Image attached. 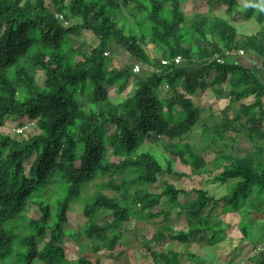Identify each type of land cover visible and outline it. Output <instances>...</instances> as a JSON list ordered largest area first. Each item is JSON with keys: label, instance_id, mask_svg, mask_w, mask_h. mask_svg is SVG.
<instances>
[{"label": "trees", "instance_id": "1", "mask_svg": "<svg viewBox=\"0 0 264 264\" xmlns=\"http://www.w3.org/2000/svg\"><path fill=\"white\" fill-rule=\"evenodd\" d=\"M49 1L48 6L46 0H0V127L15 118L18 128L26 127L23 122L27 121L39 132H0V263L12 255L18 238L14 233L17 227L8 223L21 218L27 232L37 230L36 236L26 237L23 244L28 248L24 263L32 264L37 258L45 264H67L66 249L59 245L68 234L69 206L82 196L87 219L84 234L88 241L98 243L97 251L113 252L120 240L114 232L133 219L147 223L163 215V221H169L181 194L194 195L184 207L187 229L174 232L163 226L150 234L144 246L153 264H184L181 254L153 250L155 245L168 241L189 245L193 237L210 233L211 243L221 240L230 227L222 226V217L228 213L241 214V240H248L254 220L247 221L246 215L264 216L258 205L264 202V164L255 153L245 157L218 153L213 157V169L219 172L213 181L221 185L234 181L219 199L204 190L185 192L166 178L185 176L174 170L176 162L197 173L206 168L207 151L199 155L182 141L200 116L190 97L206 91L210 80L217 89L229 85L233 101L253 95L259 105L264 97L263 83L254 70L217 62L227 59V54L255 51L264 67V43L254 36L238 40L230 23L255 18L262 25L264 2L261 11L256 10L261 0H253L239 13L236 0H221L228 8L229 22L199 14L186 20L179 0ZM217 2L208 0L210 11ZM123 10L130 13L131 22L120 24L119 17L115 19ZM135 21L146 23L148 32L138 35L131 30L127 34L129 24ZM82 32H90L98 40L86 55L75 47L74 37ZM112 44L123 50L129 61L154 70L148 78L134 80L133 96L118 104L113 101L126 92L132 75L107 68ZM149 46L160 52L162 60L179 57L182 63H153L146 53ZM36 70L44 75L43 86L33 75ZM164 86L171 94L167 99L158 93ZM243 110L253 112L254 108ZM183 114L186 118L179 121ZM242 115L239 112L213 128H203V135H210L213 144L234 140L244 130L252 143L258 136L264 139L261 122L249 115L243 123ZM155 140L168 151L170 160L165 168L149 153L138 154ZM32 158L26 172L25 163ZM116 176H121L120 184L114 180ZM105 178L108 181L98 186L99 192L84 195L88 185ZM55 184L64 194L62 200L52 194L39 204L31 202L38 194L45 198ZM157 185L162 191L156 190ZM105 190L116 196L104 194ZM164 198L170 211L155 213ZM101 211L111 220L98 223ZM33 212L39 219L29 217ZM76 264L93 263L81 257Z\"/></svg>", "mask_w": 264, "mask_h": 264}, {"label": "rangeland", "instance_id": "2", "mask_svg": "<svg viewBox=\"0 0 264 264\" xmlns=\"http://www.w3.org/2000/svg\"><path fill=\"white\" fill-rule=\"evenodd\" d=\"M144 1V0H143ZM148 1V0H147ZM182 6V13L185 15L186 20L190 21L196 14L199 15H210V16H219L223 18L226 17V11L224 6L216 5L215 9L211 13L209 10L208 0H179ZM219 0H215L217 2ZM247 5L250 0H243ZM46 4L51 5L49 0H46ZM170 4L168 5V8ZM133 9V6L131 7ZM225 11V12H224ZM122 16H115V19L119 17L120 24H123V20H127L131 22L130 13L128 11L123 10L121 12ZM166 17V16H163ZM167 18V17H166ZM187 28V25H184ZM237 26V25H236ZM129 29L126 31L128 34L131 30L136 32L138 35L145 31L146 23L143 24L136 22L135 24H129ZM254 25L244 26L241 28V32L246 30L249 32L253 30ZM264 35V33L262 34ZM75 47L80 49L82 53L85 55L90 52L92 46H97L98 40L94 37V35L90 32H82V34H76L74 37ZM241 40V38L239 39ZM187 45V44H186ZM148 56L155 59V62H159L162 60L160 53L154 50L153 46H149L146 48ZM196 51L197 49L194 48ZM107 56H110L111 59L108 60L107 68L109 70L120 69L126 70L130 74L134 72V74H138L141 72V68L139 72H135V66L130 68L131 70L126 69V65L130 67L133 61H129L128 55L121 49H119L114 44L111 45ZM151 58V59H152ZM153 61V60H152ZM154 62V61H153ZM161 62V61H160ZM128 68V67H127ZM33 75L40 86L44 84V75L40 70H36L33 72ZM140 78V76L133 75L132 78ZM146 79L147 76H144ZM132 80V79H131ZM129 80L128 88L119 99H115L113 101L114 104H118L122 102L126 98V96H133L136 87L133 85V81ZM91 90L93 88L91 87ZM210 89L205 92H199L196 97H192L194 100L195 106L202 108L201 118L198 119V123L195 126L194 130L190 132L183 138L182 143H187L193 146L194 151L197 154H202L207 151L209 155L207 158L206 168L205 170L197 173L193 168L183 167L179 162H176L173 165V168L176 172L180 174H184L185 176L182 179L176 180L175 178L167 177L170 183H173L179 189L184 190L185 192H192L193 190H204L209 193L210 196L215 197L217 199L225 196L230 187L234 185V181L229 182L226 185H221L219 183H215L213 181V177L218 175L219 172L213 169L212 159L218 153H225V155H232L235 157H245V156H253L254 152V144L243 138L240 133L236 136L235 140H224L217 141L214 144L212 141L210 142L208 138L209 136L203 135V128H213L216 125L220 124L222 120L233 119L235 114L237 113L236 106L230 103L229 94L223 91L219 94L215 93ZM158 93L160 94L162 99H167L171 96L168 88L166 86L160 87L158 89ZM20 98H23L22 95H19ZM81 103L88 108V104L84 102L83 99L78 98ZM116 101V102H115ZM229 101V102H228ZM186 116L183 114L179 121L185 119ZM26 126L24 131H27L31 134L37 133L32 124H28L27 121L23 122ZM28 127V128H27ZM18 128V120L15 118L9 119L6 121V125L0 127V132L5 134H12L14 130H19ZM113 132V129H111ZM39 133V132H38ZM37 133V134H38ZM229 139V138H228ZM237 140V141H236ZM208 148V149H207ZM141 153H149L153 156L164 168L166 167V163L169 158L168 151H165L164 147L161 143L156 140L151 145H144L139 151L138 154ZM262 158V157H260ZM259 158V162L264 164V157L262 159ZM34 158L30 159L25 163L26 172L29 171L30 166L32 165ZM258 162V163H259ZM210 170V172H209ZM212 170V171H211ZM209 172V173H208ZM121 176H116L114 180L117 184H120ZM108 178L104 180L98 179L93 184L88 185L85 188L84 195L87 197L93 196L95 193L99 192L100 189L98 186L103 182H107ZM156 186V190L158 192L162 191V187L158 189ZM57 184L52 186L51 190H48L47 196L42 198L41 195L36 196V200L32 203L39 204L43 202L46 197L55 194L53 197L59 195L60 200L63 199V193L60 190ZM154 188H150L153 190ZM154 191V190H153ZM104 194L114 197L116 196L115 192L111 190L103 191ZM194 195H183L181 194L178 199V204L173 207V210L170 211L168 207V203H166V199H163L162 206H159L154 210L155 213L163 210L164 212H171V217L169 221L164 222L163 215H160L158 218L151 220L150 222H145L142 220L133 219L129 223L120 225L119 230L114 232L115 235L120 237L118 244L115 247L113 252H108L106 249L101 248L99 251L96 250V246L98 243L96 241L91 242L87 240V237L84 234L87 219L83 214L84 211V203L82 202L83 196L70 204L67 215H68V223L66 225V229L68 230V234L65 236L63 241L59 246L64 247L66 249V259L68 261L67 264H76L81 257L87 258L93 264L97 262L99 264H153L150 253L145 249V243L147 242L150 234L154 231L160 229L165 226L171 228L174 232L184 231L187 229V222L184 216V207L193 199ZM40 198V200H39ZM42 198V199H41ZM48 203H51L49 201ZM260 206V210L264 212V202L258 204ZM36 206V205H35ZM37 209H39L36 206ZM139 208V207H138ZM258 208V207H257ZM248 206L246 210H248ZM32 220L39 219V215L37 212H33L29 215ZM246 220L249 221L251 218L254 220L253 229L250 234V238L248 240H241V233L238 228V224L241 222V214H231L228 213L226 216L222 217V226L229 225L227 228L226 234L223 235L221 240L216 241L215 243H211L210 236L198 235L192 238L189 245H181L178 242H165L160 245H155L153 250L159 252H168L174 251L182 255V262L184 264H264V216H258L256 214L246 215ZM111 220V217L101 211L97 214V222L103 223L104 221ZM245 220V222H247ZM20 218L14 222H10L8 224L14 225L17 228H14V233L18 235V238L15 241V247L12 255L7 258L5 261L0 264H25L24 260L27 257L28 248L24 247L23 244L25 242L26 237L36 236L35 231L27 232L26 228L23 227L24 221ZM7 226H5L6 228ZM76 235L75 237L73 235ZM38 239V238H36ZM32 264H45V262L39 261L37 258L32 261ZM47 264H59L56 261H52Z\"/></svg>", "mask_w": 264, "mask_h": 264}, {"label": "crops", "instance_id": "3", "mask_svg": "<svg viewBox=\"0 0 264 264\" xmlns=\"http://www.w3.org/2000/svg\"><path fill=\"white\" fill-rule=\"evenodd\" d=\"M220 2H222L221 0H219ZM237 1V11L239 13H244L245 10L247 8L250 7V5L253 3V0H250V2L246 5L244 3L243 0H236ZM218 3L216 5H219V6H224L225 7V11L227 13V6L222 2V3ZM263 2L264 0H261L260 3L257 5V8L256 10L257 11H261V9L263 8ZM215 5V6H216ZM215 6L212 8L213 10L215 9ZM210 4H209V10H210ZM210 11L211 13L213 12ZM224 11V12H225ZM218 18H222L224 20H228L230 22V18L227 17L226 15V19L223 18V17H219V16H216ZM232 24V26L236 29L237 31V34H238V40L240 38H243V39H247L249 37H256L257 38V41H261L264 43V35H262L264 33V23L262 25H260L256 20L255 18H251V19H248V20H239L238 22L236 23H233V22H230ZM237 25V26H236ZM250 26V25H254L253 27V30H250L249 32H247L246 30L241 32V28H244V26ZM157 51V49H154ZM158 53H160L159 51H157ZM258 52V50H257ZM161 56V54H160ZM228 58L227 59H223L225 62H230V63H233V64H241L242 66H244L245 68L247 69H250V70H254L255 73L257 74V76L260 78L261 82L263 83V86H264V67H262V59L256 54V52L254 51H248V53L246 51H239L238 53L236 54H227ZM152 58V57H151ZM153 60L152 62L153 63H159L160 61H163V60H160L159 62H155V59H151ZM161 63V62H160ZM138 65V63H131L130 67L129 66H125L126 69L128 70H131L130 68H132L133 66H136ZM128 67V68H127ZM142 70L140 73L138 74H134V72L132 73L133 75H137V76H140V78H132L131 81H137L141 78H144V76H147V78L149 77L150 74H152L154 72L153 68L152 67H146V66H141ZM131 74V75H132ZM211 87H214V89L212 88V91H214L215 93H218L220 94L222 91L223 93L225 94V92H227L229 94V99L231 100V97H230V90H231V87L229 85H225L222 89H217L215 86H214V83H213V80H210L209 83H208V89H210ZM205 92V91H204ZM203 93V92H201ZM125 94V93H123ZM122 94V95H123ZM121 95V96H122ZM198 95V93L193 96V97H196ZM192 99V101L194 102L193 98L190 97ZM229 102V101H228ZM230 103L233 105L236 106V109H237V113H241L242 112V116H241V119H242V122L245 123L247 122L249 119V115H253V118H255L257 120V122H261V129L264 133V97H262L261 101L259 102L260 104L259 105H256V98L255 96L251 95L249 96L248 98H245V99H241V100H237V101H233L231 100ZM197 108H199L200 110V114L202 112V108L198 107L196 105ZM243 107L245 108H248V107H252L254 108V111L252 112L251 110H243ZM237 113L235 114V116L237 115ZM249 113V114H248ZM246 114H248L246 116ZM201 118V115L199 116V119ZM228 119H230V117H228ZM226 120V119H225ZM199 121V120H198ZM223 121V120H222ZM241 122V121H240ZM247 126V124H244ZM248 128H251L250 126L247 127ZM246 130L243 131V133H240V135L245 138L246 140L247 137H246ZM235 140V139H234ZM237 141V140H236ZM249 141V140H248ZM251 142V141H249ZM252 143V142H251ZM254 144V149H253V152L255 153V156L257 157H264V139H261L258 137H256V139H254V142L252 143ZM260 158V159H262Z\"/></svg>", "mask_w": 264, "mask_h": 264}, {"label": "built area", "instance_id": "4", "mask_svg": "<svg viewBox=\"0 0 264 264\" xmlns=\"http://www.w3.org/2000/svg\"><path fill=\"white\" fill-rule=\"evenodd\" d=\"M59 20H63V17L62 16H56ZM66 24V23H65ZM218 63H220V64H224L225 63V61L223 60V59H218V61H217ZM175 64V65H178V64H181L182 63V60H181V58H176L174 61H169V60H163V61H161V64L162 65H164V66H171L172 64ZM139 67H141V65L140 64H138V65H136L135 66V72H139V70H140V68ZM24 128H26V127H23V128H21V129H19V130H16V132L18 133V134H21L23 131H24ZM262 251H264L263 249H261Z\"/></svg>", "mask_w": 264, "mask_h": 264}, {"label": "clouds", "instance_id": "5", "mask_svg": "<svg viewBox=\"0 0 264 264\" xmlns=\"http://www.w3.org/2000/svg\"><path fill=\"white\" fill-rule=\"evenodd\" d=\"M15 132H16V130H15Z\"/></svg>", "mask_w": 264, "mask_h": 264}]
</instances>
